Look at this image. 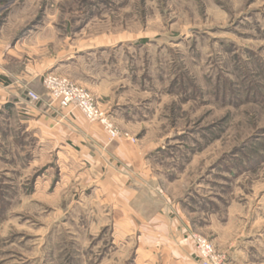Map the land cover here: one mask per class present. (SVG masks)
I'll use <instances>...</instances> for the list:
<instances>
[{
  "label": "rangeland",
  "instance_id": "obj_1",
  "mask_svg": "<svg viewBox=\"0 0 264 264\" xmlns=\"http://www.w3.org/2000/svg\"><path fill=\"white\" fill-rule=\"evenodd\" d=\"M80 50L45 75L88 92L118 137L89 124L107 144L141 149L166 192L212 198L208 207L227 218L219 235L196 222V257L193 236L231 264L225 249L244 241V260L264 264V0H0L8 66ZM5 115L0 264H135L129 248L110 256L112 233L99 231L110 200L96 198V169L67 153L45 157Z\"/></svg>",
  "mask_w": 264,
  "mask_h": 264
},
{
  "label": "crops",
  "instance_id": "obj_2",
  "mask_svg": "<svg viewBox=\"0 0 264 264\" xmlns=\"http://www.w3.org/2000/svg\"><path fill=\"white\" fill-rule=\"evenodd\" d=\"M84 54L81 50L70 52L63 59L53 60L48 65L20 69L18 62L8 66L2 53L0 113L8 117L15 115L19 125L18 135L45 157L51 159L55 154L57 159H65L62 153H67L96 169V185L100 188L99 192L96 191V198L105 200L108 194L110 200L108 222L98 224L99 231L107 228L112 233L110 256L129 248L135 264H198L188 235L194 231L196 222L201 221L204 227L219 235L224 233L225 222L228 221L227 218L225 221L220 219L221 211L208 207L212 198L192 191L188 197L169 194L153 174L151 164L144 159L141 149L119 142L107 144L101 128L90 125L79 111L61 110L50 104L41 85L42 77L50 70L60 71L55 68L58 65L69 67ZM93 83L92 87L96 89V80ZM28 91L39 95L40 101L30 103L26 97ZM103 164L107 169L101 176L99 171ZM147 187H162L159 197L151 198ZM113 232L124 236L117 237ZM133 233H136L135 240ZM243 244L244 241H235L225 252L234 262L249 264L243 258L246 254Z\"/></svg>",
  "mask_w": 264,
  "mask_h": 264
},
{
  "label": "built area",
  "instance_id": "obj_3",
  "mask_svg": "<svg viewBox=\"0 0 264 264\" xmlns=\"http://www.w3.org/2000/svg\"><path fill=\"white\" fill-rule=\"evenodd\" d=\"M41 85L45 90L51 105L59 109L79 111L88 123L99 124L107 135L108 141L118 137V131L110 123L105 114L100 112L91 95L82 88L74 85L66 78L54 75L42 77ZM28 101L36 104L40 101L39 95L32 91L26 93ZM197 250L198 264H231L224 254L215 251L203 238L193 236Z\"/></svg>",
  "mask_w": 264,
  "mask_h": 264
}]
</instances>
